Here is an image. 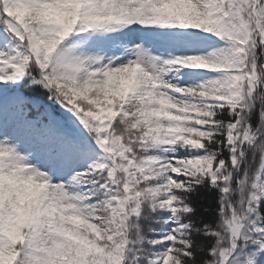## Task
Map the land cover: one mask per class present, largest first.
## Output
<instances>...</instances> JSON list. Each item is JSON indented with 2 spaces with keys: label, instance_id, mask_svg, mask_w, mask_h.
Instances as JSON below:
<instances>
[{
  "label": "snow or ice",
  "instance_id": "6c2138e0",
  "mask_svg": "<svg viewBox=\"0 0 264 264\" xmlns=\"http://www.w3.org/2000/svg\"><path fill=\"white\" fill-rule=\"evenodd\" d=\"M0 264H264V0H0Z\"/></svg>",
  "mask_w": 264,
  "mask_h": 264
},
{
  "label": "trees",
  "instance_id": "16d2710c",
  "mask_svg": "<svg viewBox=\"0 0 264 264\" xmlns=\"http://www.w3.org/2000/svg\"><path fill=\"white\" fill-rule=\"evenodd\" d=\"M215 192L209 193L207 191L201 190L199 193L195 194L193 197V202L197 209L194 219H214V212H205L204 209L210 208L215 209Z\"/></svg>",
  "mask_w": 264,
  "mask_h": 264
}]
</instances>
